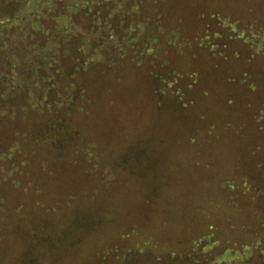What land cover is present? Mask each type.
I'll return each mask as SVG.
<instances>
[{"label": "rangeland", "instance_id": "obj_1", "mask_svg": "<svg viewBox=\"0 0 264 264\" xmlns=\"http://www.w3.org/2000/svg\"><path fill=\"white\" fill-rule=\"evenodd\" d=\"M54 1L45 8L40 0H27L25 7L17 0H0L3 53L9 57L7 46L15 48L5 64V82L14 97L0 100V264H64L63 253L65 260L70 258L67 264H75L79 252L66 248L76 244L80 252L89 248L92 264H264L263 242L221 238V231L206 227L218 223L207 219L206 224L202 216H169L166 192L152 196L150 190L142 201L140 192L135 206L145 220L141 233L125 227L130 223L125 220L109 222L103 226L113 231L117 226V232L101 242L89 231L97 218L85 211L94 205L102 210L113 190L138 194L145 174L139 169L159 173L146 152L138 156L140 151L165 152L170 162L163 169L184 171L181 183L194 187L188 190L203 187L195 182L203 180L201 175L217 181L208 186L211 203L229 205L236 198L246 207L264 206L260 10L236 17L228 8L249 1L204 0L211 5L195 8L194 0H180L191 12L186 15L182 9L179 16L178 0H83L71 6L66 0ZM257 2L264 8V0ZM190 13L199 14L197 28L164 38L165 32L187 25ZM33 15L35 20L28 21ZM141 20L146 22L142 31L137 24ZM139 31L141 38L130 41ZM95 49L101 54L93 55ZM139 68L146 69L142 78L152 91L133 92L127 100L111 94L102 102L106 86L114 88L122 79L121 71ZM125 105L127 113H120ZM111 112L109 125L118 120L120 131L107 126ZM119 153L131 157L119 163L107 160ZM158 180L165 183L161 174ZM218 180L234 189L221 188ZM168 184L171 194L180 189L174 181ZM199 200L194 205L203 211L207 205ZM118 224L124 225L126 240H117L122 230ZM262 227L259 221L255 230ZM158 232L166 236L156 237ZM82 238L95 246L87 241L80 246ZM109 239L113 244L106 246ZM166 243L171 247L162 246ZM102 249L104 256L98 254Z\"/></svg>", "mask_w": 264, "mask_h": 264}, {"label": "trees", "instance_id": "obj_2", "mask_svg": "<svg viewBox=\"0 0 264 264\" xmlns=\"http://www.w3.org/2000/svg\"><path fill=\"white\" fill-rule=\"evenodd\" d=\"M17 1L21 3L22 7H25V4H26L27 0H17ZM40 1L41 2H38V3L39 4L42 3L45 6V8L55 5V1L54 0H40ZM205 1L204 0H194L192 5L195 8H203L205 3H207ZM247 1L250 2V5L249 4L248 5H244V6L241 5V6H238V7H233V8H228V9H230L231 12L234 13L233 15L237 17V16L242 15L241 13L245 14V12H246V14H249V13L252 14V8H258L260 10L259 15H261V18L264 20V8L259 5L257 0H247ZM66 2L71 6L73 4L77 5V3H82L83 0H78V2H76V0H66ZM175 3H177V1ZM178 4H179V6L177 4H175L176 7L175 6L174 7L179 9V16L180 15L182 16V9H183V11L185 12L186 15L189 12H191L189 10L186 11L183 3L180 0H178ZM207 4L211 5L209 3H207ZM136 6L137 5H135V8H137ZM127 8L128 7L126 6L125 9H127ZM185 14H183V15L185 16ZM35 15H39V14H35ZM35 15L31 16V18H29L28 21H34L35 20ZM197 15H199V14H197ZM197 15H194L193 13H190L189 14L190 18L186 16L187 17L186 20L188 21L187 25L184 24V25L178 27V30L177 29H171L168 32H165L164 33V38H167L169 40L170 39H175V38H177L179 36V34H180L179 32L180 31H184L185 28L190 33L192 29L198 27V22L196 20V16ZM20 16H22V15H20ZM66 16H67L66 14L63 15V17H66ZM68 17L70 18V16H68ZM165 17H168V16H164L163 18H165ZM181 19H182V17H181ZM182 21H184V20L182 19ZM195 22H196V24H195ZM137 24L139 26V29L142 31L143 29L141 28V26L142 25L145 26L146 22L141 20V21L137 22ZM133 25H134V22H133ZM3 26H4V24L0 23V31H2V27ZM5 34H6V32H4V35L1 37V33H0V68H1V71L5 70V72L3 74H2V72H0V100L1 101H5L7 99H10V98L14 97V94L10 90H8L7 81L5 82V77H6L5 75L7 73L6 69H8V68L5 67V64L9 61V58L12 55H14L13 52H14L15 48L14 47L8 48L9 46H7L6 51L9 52L10 55H11L9 57L6 56L5 53H3ZM110 35L107 36V40L111 42L112 41V36H110ZM113 37L115 39L118 38L117 36H113ZM157 37L160 39L159 35ZM138 38H141L140 31L135 33L130 38V41H133V40L138 39ZM50 39L48 41H50ZM211 42L210 41H206V42L204 41L205 44H207V43L209 44ZM7 45H10V44L8 43ZM46 49L49 50L50 48H46ZM90 54H92V53H90ZM98 54H101V53L99 52L98 49H95L93 55H98ZM110 55H112L111 52H110ZM210 58H211V53H210ZM14 71L19 73L20 72V67L19 66H17V67L15 66ZM149 72H150V70H149ZM120 73L122 75V79L118 80L119 83H116L114 85V88H111V86L110 87L106 86V89H105L106 91L105 92L107 93V95L104 92L103 100H102L103 103L106 102L108 95H111V94H118L120 96V99L127 100V99H129L130 95L133 92H136L134 95H139V94H145L146 93L145 92L146 88H147V90L152 91V88H150L149 85H146L145 82L143 81V78H142L143 77L142 75L147 76V71H146L145 68H139L137 70V72H135L132 69H130V70L121 71ZM103 75H105V73ZM127 75H129V77L124 80V77L127 76ZM136 75L138 77L133 79L134 76H136ZM109 76L111 78H113L111 73H109ZM110 77H109V79H110ZM4 93H5V95H4ZM108 108H109V106L107 107L105 105L104 110L107 111ZM126 108H128L126 105L123 106V109H122V111L120 113H127L128 110H126ZM1 113L5 115L6 111L3 110ZM114 113L115 112H111L110 118H108V120H109L108 125L106 124L107 126H109V129H110L111 132L120 131V130H116V127H118V125H119V121L118 120L116 121V124L112 123V124L109 125L110 119L113 118L112 114H114ZM120 122L123 123L122 119H120ZM101 125L103 127L104 123L101 124ZM183 125H184V123H181L180 126L183 127ZM113 146H114L113 149H117L115 143L113 144ZM201 176H202L203 180L195 181V182L200 183L203 187L200 188V186H198V189L188 190L190 188H192V189L194 188L192 186V184L189 185V186H186V188H185L181 182H178V183L175 182L176 184H178L180 189H175L172 194L169 191H166V190H168V189L164 188V187H166V185L165 186H156V187H154L153 185H149V183L147 185H145L144 187L140 188V190L138 191V194H136L134 197H133L132 193H129V191H126V190H124L123 193H120V192L114 191V190L111 191L110 195L107 194L105 196V201H106L105 203L109 202V204L104 205L102 210H97L96 211L94 209L95 205L92 206V207H88L85 210L88 213H91V215L93 217L97 218L96 219L97 221L94 224L90 225V227L92 228V229H89L90 234H92V232L93 233L96 232V234H94V235H97L96 238L101 240V242H102V241H104L105 238L108 239L111 234H114V233L117 232V226L114 227L115 230L113 231V230L107 229L103 225H107V223L109 224V222H121V221H124V220H125V222L126 221L130 222V223H127L125 227H128V228H132L133 227V228H136L138 230L137 232H143L144 231V221H145V220L143 221L141 219V217L143 215V212L142 211H140V212L138 211L137 212V208L135 206V203H136V200L138 199V196H139L140 192H141V196H140L139 200L141 199L140 201H142V195H145V196L148 195V194H144V193H150V189H151V190H153V194H150L152 196L156 195V194H158L160 192L161 193L166 192L167 196L169 197L168 203L172 204V205L171 204L167 205V207H169V206L172 207L169 210V212H167L169 214V216H171V217L182 216V217H185V219L189 220V218H192V217H196V216L201 217L202 216V219H203V221L206 224H207V222H206L207 219L218 223L217 226L216 225L215 226L214 225H209V226H206V227L211 229V231H213V232L221 231V235L219 234L221 238H228L227 236L229 235V236H234V238H237V239L238 238L249 239V240L251 239V242H255V243L256 242L257 243H259V242L262 243L263 242L264 243V227H262L260 229V231H256L255 230V228L257 227V223L259 221H260L262 226L264 225V222H263L264 206H262L261 204L258 203L256 205L251 204L250 207H246L247 206L246 202L237 200L236 198L234 199L235 202L232 203V204H229V205H221L220 206V204L217 203V202L211 203V201H209V199L212 196L211 194L213 193V191H211L212 188H208V186L209 187H215V184L217 183V181L215 183V182L210 181L209 179H206V175H201ZM155 178L158 179V175ZM194 179H198V175H194ZM218 181L220 182L219 185H220L221 188H222V186H224V187H226L227 190H233L234 189V187H232L233 185L229 186L230 183H228V181H226V180L225 181L218 180ZM169 187H171V186H169ZM229 187H231V189ZM192 194H196V195L192 196ZM199 198H202V200H203L202 204H205V206L207 205L205 207V210H203V211L201 210L200 207H199V209H198V207H196L198 205H196V206L194 205V204H200L201 203ZM95 201H97V200H95ZM131 202H133V203H131ZM136 205H137V203H136ZM140 205H142V204H140ZM110 206H112V207L110 208V210H108V207H110ZM142 206H144V205H142ZM219 206H220V208L218 209ZM208 207L211 208V209H208ZM96 209H100V208L96 206ZM120 211H123L124 213H122ZM255 213H256V216H258L257 220H254V218L251 217L252 215H255ZM134 214H136V217H135V220L132 222L130 220H133L132 217H133ZM104 216H105V218L103 220H99L100 218H102ZM221 219L223 220V222H220ZM178 222L181 223V220H179ZM255 223H256V225H255ZM156 224H157V222H156ZM107 226H109V225H107ZM122 226H124V225L118 224V228L120 227L122 230H124ZM169 228H170V232L172 234L175 233V228H174L173 225L170 226ZM107 230L111 231L112 233H108ZM150 231H151V229H150ZM243 231L244 232L249 231V233L248 234L247 233H242ZM166 232L168 233V231H166ZM98 233H100V235H98ZM216 233H218V232H216ZM160 234H163V233L158 232L156 237L157 236L159 237ZM209 234L210 233H208V235ZM249 234H250V236L246 237ZM168 235H171V234L169 233ZM150 237L147 238L146 241H150V239H152V237L151 238ZM171 237H175V236H171ZM120 239L126 240L125 237H123V236H121L117 240L119 241ZM199 240H200V238L197 239V241H199ZM85 241H87V245H89L91 243L92 246H95L93 241L91 239L88 240V238L87 239L82 238L79 241L80 246H84L85 245V243H84ZM158 241H160V240H158ZM158 241L155 242V245H158V243H157ZM167 241H169V240H167ZM110 244H113V242H111V240L109 239L107 244H106V246L110 245ZM162 246L171 247L167 243L163 244ZM67 249H69V250L73 249L71 253L79 252L77 254V256L75 255L76 256L75 260H74L75 264H87L89 262H90V264H92L94 262V258L89 256V253H88V249L89 248L86 251H84V252H80V251L76 250V249H78L77 244H76L75 245V249L72 246L67 247L66 250ZM263 251H264V247H263ZM103 252H104V250L102 249V250H100L98 252V254L102 255ZM64 256H65V253L62 254L61 259L64 261V264H67L70 261V258H68L69 260L68 259L65 260ZM103 256H104V254H103Z\"/></svg>", "mask_w": 264, "mask_h": 264}, {"label": "flooded vegetation", "instance_id": "obj_3", "mask_svg": "<svg viewBox=\"0 0 264 264\" xmlns=\"http://www.w3.org/2000/svg\"><path fill=\"white\" fill-rule=\"evenodd\" d=\"M144 152H146L145 154L149 157V162L155 164V167H154L155 170L154 171L155 172H159V173H153V176H152V172L153 171L152 170L148 171V168L149 167L139 169V171L140 170H143L145 172V174H143V173L141 174V178H140L141 185L144 184L142 187H144L145 185H147L149 183L148 180H153V182H150L149 185H153L154 187H156V186H165L166 185V188L169 187V184L168 183H171L173 181L176 182V183H178V182H181L183 180V174L182 173L184 171H181L180 170V171H177V172H171L173 170L172 169H169L168 167H167V169H168L167 171H165L163 169V167H164L163 164L170 162V161H168V162L166 161V159H168V155H165V152H163V153L161 152V154H160V152H156V151H154L152 153L151 152H148L147 153V151H140V152H138V156H141V153H144ZM155 152H156V154H155ZM125 153H127V151ZM123 154L122 153H119L117 155L110 156V158H107V157L106 158H107V160L110 159V160H113V161L119 163V161L122 162V158L124 160V157H127V158L128 157H131V156H129V154L122 156ZM133 156H134V154H133ZM142 156H145V155L142 154ZM162 159H163V161H162ZM132 170H130L132 172V174H135V171H132ZM164 172H168V173L163 174ZM158 174L163 175V182H165V183L159 182V180L155 178ZM131 203H133V202H131ZM122 231H124V230H121V231H118V232H120L119 234H121V236L125 237V234L122 233ZM143 232H145V230ZM159 236L160 237H164L166 235L160 234Z\"/></svg>", "mask_w": 264, "mask_h": 264}]
</instances>
